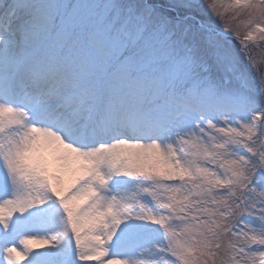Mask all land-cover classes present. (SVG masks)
Instances as JSON below:
<instances>
[{
  "label": "snow or ice",
  "instance_id": "1",
  "mask_svg": "<svg viewBox=\"0 0 264 264\" xmlns=\"http://www.w3.org/2000/svg\"><path fill=\"white\" fill-rule=\"evenodd\" d=\"M0 264H264V0H0Z\"/></svg>",
  "mask_w": 264,
  "mask_h": 264
}]
</instances>
